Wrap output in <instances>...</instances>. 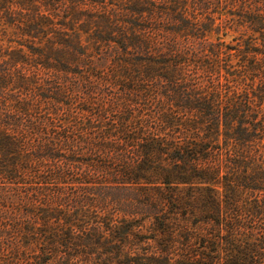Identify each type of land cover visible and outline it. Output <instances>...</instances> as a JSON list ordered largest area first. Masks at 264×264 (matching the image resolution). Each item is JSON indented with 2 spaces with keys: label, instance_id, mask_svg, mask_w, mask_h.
<instances>
[{
  "label": "trees",
  "instance_id": "16d2710c",
  "mask_svg": "<svg viewBox=\"0 0 264 264\" xmlns=\"http://www.w3.org/2000/svg\"><path fill=\"white\" fill-rule=\"evenodd\" d=\"M140 2L100 68L79 45L42 65L56 90L26 55L0 72L19 91L0 94V264L101 259V238L109 264H264V0ZM241 29L247 51L190 44Z\"/></svg>",
  "mask_w": 264,
  "mask_h": 264
},
{
  "label": "rangeland",
  "instance_id": "374dc122",
  "mask_svg": "<svg viewBox=\"0 0 264 264\" xmlns=\"http://www.w3.org/2000/svg\"><path fill=\"white\" fill-rule=\"evenodd\" d=\"M140 1L143 0H0V72L4 73V66L8 59L14 60L18 59L20 54L26 55V62L30 60V65L31 63L36 64L40 73L39 82L32 83V86L36 87L34 90L37 92H41V89L47 91L53 88L56 90V86L52 84V76L46 74L47 69L46 71L41 69L42 65L53 67V71L51 70L53 73L62 63L74 68L77 64L82 63L81 60L77 61L72 54L79 45L93 57H90V62H85L82 67L91 65L100 68L101 55L110 45H116L111 40L126 36V33L129 34L130 31H133L129 27L125 29L126 25L124 24L123 27L121 21L124 18L129 19V15H132L128 8L143 7V2ZM225 7L209 13L198 12V16L216 18L223 16L226 18L231 12L236 11V8L232 6ZM125 13L126 15H124ZM188 15L191 16L189 13ZM133 16L135 17V15ZM199 33L205 35L206 40L205 42L201 39L193 42L190 40L192 47L202 49L206 44H222L224 48L219 47L218 49L223 51L227 45L247 51L245 43L253 34L254 37H258L259 32L241 29L240 31H199ZM253 41L259 42L257 38ZM202 55L204 58L210 56L205 52ZM26 62H24L25 65ZM0 79L3 77L1 76ZM9 84L12 85L10 88L18 84L16 77L9 80ZM40 84L42 86H39ZM10 88L7 90L3 88L2 91L0 90V94L9 95L12 92L19 94V91L14 88L11 91ZM254 107L257 108L256 105ZM258 109H263L264 112V102L263 107ZM150 230L149 225L140 229L141 233L148 237L154 234H151ZM101 239V247L98 246L101 259L92 257L88 262L86 259L89 257L82 256L86 262L77 258L73 260V264H109L108 261L114 255H109L107 251L114 250L113 247H117L115 245L118 242L107 244L103 242L104 238ZM126 251H131V247L127 246L124 252L125 256L116 258L117 261L113 264H126L130 261L131 263H141L143 261L139 254L126 253Z\"/></svg>",
  "mask_w": 264,
  "mask_h": 264
}]
</instances>
